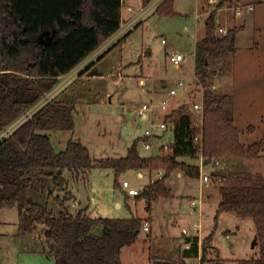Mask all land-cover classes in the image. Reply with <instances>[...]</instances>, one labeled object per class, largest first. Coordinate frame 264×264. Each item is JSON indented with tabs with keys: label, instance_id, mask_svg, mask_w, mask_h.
Returning <instances> with one entry per match:
<instances>
[{
	"label": "trees",
	"instance_id": "obj_1",
	"mask_svg": "<svg viewBox=\"0 0 264 264\" xmlns=\"http://www.w3.org/2000/svg\"><path fill=\"white\" fill-rule=\"evenodd\" d=\"M150 1L141 0L143 5ZM225 1L218 0L216 6ZM166 2L168 0H161L156 10L174 14L173 8L163 9ZM121 10L122 0H0V131L52 89L61 75L71 72L117 32L122 23ZM215 15L216 10L212 9L205 19L204 35L195 42L194 74L198 83L206 87L201 124H192L191 115L183 112L184 105L165 115L166 120L176 114L171 125L172 154L141 156L137 149L140 138H135L126 154L118 157H92L85 145L72 139L66 142L64 149L55 150L47 131L74 127L73 106L56 96L0 140V208L17 205L20 229H37L41 251L52 256L55 264H122V247L134 243L144 220L134 215L91 217L85 209L71 213L65 206L66 198L53 196L54 191L66 184L65 170L109 168L114 172V185L118 186L117 176L127 169H162L161 178L149 182L135 195L146 198V209L150 211L151 202L171 195L165 183L171 171L180 169L190 178L199 177L198 164L185 158L195 159L200 154L225 164L223 167L221 163L222 166L211 173L213 179L221 182L215 225L224 211L249 217L255 226L258 246L256 257L235 262L217 260L210 264H264V176L259 172L253 176L247 170L223 169H232L234 163L231 167L228 164L231 159L260 157L263 143L241 141L240 130L233 120L231 95L210 87L215 73L210 69V59L222 51L234 53L236 50V28L215 37ZM44 33L51 36L49 41ZM104 55L103 52L98 60ZM248 128L254 130L252 125ZM199 133L201 139L195 142L193 137ZM35 173L52 177L48 196L58 203L57 212L28 195ZM212 237L213 230L203 239L197 264L208 261L206 244ZM184 250L196 251L195 239ZM155 264L188 263L179 260Z\"/></svg>",
	"mask_w": 264,
	"mask_h": 264
},
{
	"label": "rangeland",
	"instance_id": "obj_2",
	"mask_svg": "<svg viewBox=\"0 0 264 264\" xmlns=\"http://www.w3.org/2000/svg\"><path fill=\"white\" fill-rule=\"evenodd\" d=\"M217 1L168 0L163 9L173 8L175 13L166 14L161 10L157 11L156 7L148 12L146 5H141L140 0H126L124 13L128 14L127 4H130L133 10L129 13L139 14L142 20L137 16L138 23L132 24L120 41L111 48L110 58L106 57L103 62L97 64L104 76L94 79L78 78L75 83V79L66 83L64 78L58 80L57 87L65 83L63 90L56 94L58 99L71 92L74 87L76 91L74 89L73 95L76 97L75 101L73 96L65 99L73 106V129L47 131L55 150L64 149L66 142L72 139L85 145L92 157L124 156L128 146L135 138L143 136L152 120L149 111H146L147 118H143L139 114V107L143 103L156 105L163 98L168 99L167 108L164 111L154 108V122L159 121L163 114L184 105L183 112L191 115L192 124L200 126L201 113L190 108L191 101L194 98L199 99L200 93L206 88L198 83L197 77L193 78L195 42L204 35L205 19L210 10L215 8ZM160 2L161 0H156L153 4L158 5ZM236 3L237 0H226L217 8L215 17L219 25L229 29L231 19L244 16L233 15ZM169 4H172V7ZM249 12H255L256 18L251 20L247 30L239 35L238 52L233 55L222 51L210 59V69L215 71L210 87L231 95L234 122L240 130L241 141L245 144L253 141L263 143L260 157L240 159L232 165V169H223L247 170L253 176L255 172H260L264 176V0H255L253 9ZM125 25L124 22L121 29L126 28ZM214 35H222L217 22ZM162 38L165 43L161 42ZM173 52L184 53L186 60L179 66H174L169 60V55ZM93 64L94 62L89 63L87 69ZM74 70L75 68L71 71V76ZM179 79L183 80L181 86L176 84ZM170 87H175L176 93L168 96L167 90ZM64 89L66 92L62 93ZM175 117L176 114L166 119L169 126ZM251 125L254 127L252 131L248 128ZM167 131L172 142L173 132ZM169 137H163L159 142H169ZM137 149L141 156L150 154L139 144ZM185 159L188 162L197 160V164L200 161L199 156L195 160ZM207 164L204 170L209 172L212 167ZM228 164L231 167V161ZM222 165L224 167L225 164ZM155 171L157 170L127 169L117 176L119 185L115 186L114 172L109 168L92 167L77 172L65 170L64 177L69 184L71 195L69 192L58 190L54 191L53 195L66 198L65 205L73 214L85 209L91 217L134 215L148 221L151 217L150 230L145 231L141 226L134 243L122 247V264H155L157 261L182 260L181 250L186 242L182 228H187V235H190L195 233V224L199 228L197 233L204 236L201 239V248L205 235L213 230V242L211 240L206 244L208 261L204 264L217 260L235 262L258 255L255 226L251 218L224 211L218 216L215 225V210L220 196L218 186L221 183L218 179L210 177L208 182H203L201 177L190 178L184 174L178 177L175 169L165 180L172 194L151 202L150 211L146 209V198L127 195L120 186L122 180L126 179L132 186L141 190L147 183L155 180ZM33 181V186L28 188V195L35 202L47 205L57 212L58 203L48 196L52 177L35 173ZM193 199L197 201L195 204ZM193 208L197 209V213L192 212ZM1 228L16 229L19 232L18 242L25 243L26 246L30 245L29 241L22 238L28 235L31 239L35 236L32 239L40 246L41 238L37 229H20L17 205L0 208ZM226 230L229 232L227 235L224 232ZM183 261L188 264L200 262L196 258Z\"/></svg>",
	"mask_w": 264,
	"mask_h": 264
},
{
	"label": "built area",
	"instance_id": "obj_3",
	"mask_svg": "<svg viewBox=\"0 0 264 264\" xmlns=\"http://www.w3.org/2000/svg\"><path fill=\"white\" fill-rule=\"evenodd\" d=\"M156 0H154L152 3L146 5L148 12L152 11L153 9H155V7L157 6V3L153 4ZM214 0H210V2H213ZM153 4V6H151ZM221 6V5H220ZM220 6H215V10H217L218 7ZM130 9V7H129ZM253 9V4L248 3L246 1L243 0H237V3L234 5L233 7V15L238 16V15H244L245 13L249 12L250 10ZM212 10V9H211ZM210 10V11H211ZM209 14V13H208ZM139 15V14H138ZM198 17V15H196V18ZM138 18H140L142 20V17L138 16ZM138 18L136 19V24L138 23L137 21ZM140 20V21H141ZM217 22V27L218 30L221 32L222 35H225L228 31V29L223 26V25H219L218 19H216L215 17V25ZM134 24V23H133ZM135 24V25H136ZM127 26L126 28H122L121 27L118 29L117 32H115L110 38H108L105 43L100 47V49H98L95 54H101L103 53L105 50L109 49L115 42H117L124 34L125 32H127L128 28H130L132 25H125ZM124 27V26H123ZM121 29V30H120ZM162 43H165V39L162 38L161 40ZM97 57V55H96ZM95 56L88 58L87 60H85V62L81 63L79 66L75 67L74 73L71 76V73L67 76V78H65V83L71 80L75 79V76L77 75L78 71H86L87 67L89 66V63H91L92 61L95 60L96 58ZM169 60L171 61V63L174 66H179L182 62H184L186 60V55L182 52H173L169 55ZM196 77L195 75L193 76V78ZM65 83H63V85H59L57 87V85H55L52 89H50L49 91L45 92L40 99L34 103L33 105L29 106L28 108H26L19 116L16 120H14L13 122H11L9 125H7L6 127H4L1 131H0V140H2L3 138L9 136L16 128H18L23 122H25L26 120H28L42 105H44L45 103H47L48 101H50L52 98H54L56 96V94L63 88V86H65ZM178 86L183 85V80L179 79L178 82L176 83ZM165 86V85H164ZM63 90V89H62ZM176 93V89L175 87H170L167 90V95H173ZM203 93H200V97L199 99H193L191 101L190 104V108L193 111H199L201 113L202 108H203ZM168 105V99L167 98H163L158 104L154 105L153 103H143L141 105V107H139V114L143 117V118H147V113L146 111H149L151 113V121L149 124V127L144 131L143 136L140 138L138 144L141 145V147L144 150H147L150 152L149 155H161V154H172V142H163V143H159L157 138L158 136L166 131V130H171V126H169L168 122H166L165 120V115L163 114V116L159 119V121L154 122L153 120V116L156 115V113H154V108H159L160 110H166ZM201 120V117H200ZM201 124V123H200ZM195 142H198L201 139V134H195L193 137ZM156 150V154L153 153V151ZM200 157V161L198 162V166H199V177H201L203 182H208L210 180V177H212V171H215L216 169L221 167V162L220 160L216 159V160H210L209 164L211 165V170L208 172L206 170H204L205 166H207L208 164L206 163V159L202 154L199 155ZM156 172L157 177H155L154 179H158L161 178L163 175V170L162 169H158ZM121 188L126 192L127 195H136L140 192V190H138L136 187L132 186L130 184V182L126 179H123L121 184H120ZM192 202L195 204L197 201H195V199L192 200ZM142 228L145 231H149L150 230V222L147 219H144L142 222ZM198 229V225H193V230ZM182 233H184L185 235H187L188 233V229L183 227L182 228ZM191 235V234H190ZM186 247H189V244L186 245Z\"/></svg>",
	"mask_w": 264,
	"mask_h": 264
},
{
	"label": "crops",
	"instance_id": "obj_4",
	"mask_svg": "<svg viewBox=\"0 0 264 264\" xmlns=\"http://www.w3.org/2000/svg\"><path fill=\"white\" fill-rule=\"evenodd\" d=\"M153 1L154 0L150 1L148 4L152 3ZM246 2L251 3V4H254L255 3V0H251V1H247L246 0ZM125 3H127L126 0H122V10H121V12H122V23H121V26L124 24V22L126 23V25L127 24L128 25H132L133 23L136 22V18L138 16V14L132 13V15H131L129 13V12H132V10H133V7L130 4H127L128 14H125L124 13V5H126ZM141 5H143V4H141ZM128 7H130V9ZM255 18H256V13L255 12H252V13H250V12L248 13L247 12L240 19H231L230 20V23H229L230 28H232V27H235L236 28V32H235V46H236V50L233 53V55H235L238 52V44L237 43H238V40H239V35L247 30L248 24L251 22V20H254ZM104 43H102L94 52H92L90 55H88L82 62H80L77 65V66H79L81 63L85 62V60H87L88 58H91L93 56L96 57V55H97V57L95 58V60L92 61V62H94V64H93V66L90 69H86V71H84V72L78 71V73L76 75L77 78L75 77L74 83L76 82V80L78 78H85V77L86 78H89L90 77V78H93L94 79V78H98V77L99 78H102L104 76L101 68L99 69L97 67V64L100 63V62H103L106 59V57H109L110 56L111 49L105 54L107 56L104 55L99 60L97 58L102 53L101 54H99V53L98 54H95V53H97L96 51L98 49H100V47ZM70 73L71 72H69V73H67L65 75H61L58 78V80L59 79H62V78L65 79V77H67V75H69ZM56 85H58V84H56ZM71 86H69V88ZM66 89H64V91H62V93H65L66 92ZM74 89L76 91V87H74L73 89H71L72 90L71 91L72 93L71 92L65 93V95H63L62 98H59V99L66 101L68 98H70V96L71 97L73 96V100H74L75 97H76V95H73L74 94ZM233 120H234V116H233ZM167 132L168 131L166 130V131L162 132L158 136V138H157L158 142H159V139H162L163 137H165V138L169 137L167 135ZM167 140L169 142H171V138L170 137ZM161 143H163V142H161ZM154 153L155 154L157 153L156 150L154 151ZM191 160H193V159H191ZM231 160H232L231 163H235V162H238L239 159H231ZM189 162H191V163H197V160L196 161H189ZM176 171H177L176 174H177L178 177H180L182 174H184L183 171H181L180 169H176ZM63 176H64V173H63ZM64 179H65V177H64ZM65 183H66L65 186L62 189H59L58 191L69 192V194L71 195V192L69 190V184H68L67 181H65ZM167 186L170 188L169 185H167ZM171 194H172V192H171ZM219 198H220V196H219ZM217 206H218V202H217ZM216 209H217V207H216ZM192 212L193 213H197V209L196 208H193ZM85 213L87 214L86 211H85ZM149 222H151V217H150V221ZM150 228H151V226H150ZM198 230H199V228L196 229V230H194L195 233H192L191 234L192 236H194L193 238L188 237L190 235H186L185 236V239H186L185 246L181 250V259L182 260H187L188 258H196V260H200L201 259V252H202L201 239L204 236L199 235L197 233ZM224 232H225L226 235L229 233L227 230L224 231ZM18 234H19V232L16 231V229H9V228L8 229H6V228H1L0 229V264H55L53 257L52 256H49V255H46L44 252H42L41 251V247L38 246L37 243L32 239L35 236H33L31 239H30V237H28V235H27L26 238L25 237L22 238L24 241H29V244L30 245L29 246H26L25 243L24 244H21V243L18 242V240H19L18 239V236H19ZM205 236H207V235H205ZM187 238H189L191 240H187ZM26 239H28V240H26ZM194 239H195V241L197 243V250L196 251L192 250L190 252H185L184 249L188 248V247H186V245L189 244V247H190L191 246V242ZM31 240H33V241H31ZM212 242H213V239H212ZM27 244H28V242H27ZM120 254H121V252H120ZM197 263H199V261L196 262V263H193V264H197Z\"/></svg>",
	"mask_w": 264,
	"mask_h": 264
},
{
	"label": "water",
	"instance_id": "obj_5",
	"mask_svg": "<svg viewBox=\"0 0 264 264\" xmlns=\"http://www.w3.org/2000/svg\"><path fill=\"white\" fill-rule=\"evenodd\" d=\"M44 34H47V33H44ZM50 38H51V36H48V37L46 38V40H47V41H49V40H50ZM210 160H211L210 158H207V159H206V163H209V162H210Z\"/></svg>",
	"mask_w": 264,
	"mask_h": 264
}]
</instances>
